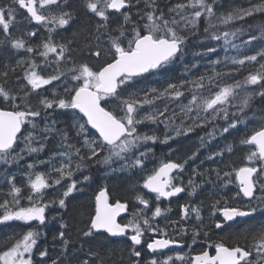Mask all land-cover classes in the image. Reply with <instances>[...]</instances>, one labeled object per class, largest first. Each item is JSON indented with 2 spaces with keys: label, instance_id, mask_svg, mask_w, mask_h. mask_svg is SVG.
Listing matches in <instances>:
<instances>
[{
  "label": "snow or ice",
  "instance_id": "1",
  "mask_svg": "<svg viewBox=\"0 0 264 264\" xmlns=\"http://www.w3.org/2000/svg\"><path fill=\"white\" fill-rule=\"evenodd\" d=\"M217 7V0H169L163 7L160 0L0 2V50L8 51L7 62L0 61V226L19 222L27 229L7 238L0 264H35L48 210H65L69 198L93 182L92 169L140 180L132 185L131 202L99 187L86 227L79 230L85 242L124 238L130 264H264V222L256 221L258 213L264 217V120L240 140L247 149L241 166L205 171L197 166L187 185L184 180L200 150L217 136L240 131L254 99L264 100V24L237 27L249 17L264 16V0H249L247 6L220 14ZM19 10L26 25L16 20ZM81 12L94 27L74 29ZM202 22L204 38L198 43L208 46L194 57L217 53L213 41L223 42L225 55L209 59L207 71L189 78L199 62L188 65L185 59L189 42L201 35ZM29 25L42 28L44 38L35 28L13 34ZM64 32H72L71 39H58ZM177 63L184 66L179 78L169 75ZM246 66L256 70L236 79ZM13 76L20 85L16 91L7 87ZM149 76L161 77V86L138 87ZM59 116L67 117L63 127ZM209 127L186 159H167L148 170L155 145ZM50 142L55 150L40 158ZM226 150L232 153V145ZM224 155V150L211 152L207 159L215 162ZM197 177H208L202 183L217 189L235 187L230 199H215L209 206L214 229H227L235 243L213 240L202 216L203 201L180 204L178 220L169 217L170 206H161L186 189L194 196L202 187ZM59 228L54 240L61 251L51 264H104L99 252L90 251L97 258L91 260L78 254L83 244L77 249L62 217ZM189 231L192 244L176 238ZM201 239L206 246L194 255L168 254L174 248L192 249ZM39 257L40 264H48V249L39 250Z\"/></svg>",
  "mask_w": 264,
  "mask_h": 264
},
{
  "label": "trees",
  "instance_id": "2",
  "mask_svg": "<svg viewBox=\"0 0 264 264\" xmlns=\"http://www.w3.org/2000/svg\"><path fill=\"white\" fill-rule=\"evenodd\" d=\"M0 2L7 4L10 2V0H0ZM171 2H175V0H171ZM169 0H160V4L163 7L165 4H168ZM249 3V0H217V14L220 13H226L227 11L233 10L234 8L240 7V6H247ZM21 15V14H20ZM19 20V24L26 25L27 21L25 20V16L21 15ZM22 19V20H21ZM264 24V16L256 15L254 17L247 18L246 22H241L240 24H237V27L243 26L247 28L248 25H252L255 27L256 25ZM30 26V25H29ZM24 28L20 27L21 30H16L13 34L16 36L22 35L24 31L30 30V27ZM206 26V23L202 22L200 26V32L201 35L197 36L195 39L191 40L190 42L195 44L199 40H202L203 37V28ZM94 27V24L89 22V18L83 14V12L80 13L77 24L74 26L75 28H79L81 31H86L88 28ZM258 34V33H257ZM46 34H43L42 37H39L40 39L44 38ZM61 38H67L71 39L72 32H64L60 34ZM243 39H247V36H244ZM39 42V40H38ZM239 43V40L236 41ZM219 56L223 58L225 55V52L223 50V42H219ZM77 52H80L77 50ZM229 55L235 54L234 52L230 51L228 53ZM17 59L19 57H16ZM201 57H198L197 59L192 58L190 54L185 59V63L188 65H191L193 62H199V68L198 69H192L190 73L189 78H195V76H198L201 73H204L207 71V60L200 59ZM8 60V51L6 49L0 50V61L7 62ZM251 71V69H248L245 67L236 77V79L241 78L243 75ZM184 72V66L180 63H177L172 68L171 73H169L170 76L174 77H181V75ZM153 76H149L146 80L142 82L141 85H138V87H160L161 85L157 83V81L152 80ZM230 82V81H229ZM7 87H10L13 91L18 90L20 85L17 83L16 76H13L12 79L8 82ZM36 103V100H33V104ZM252 107L258 109L260 113H262V116H264V100L258 97V99L253 103ZM248 114V113H247ZM57 119L61 122V127H63L68 121L67 117L65 116H59ZM218 123H223L218 122ZM253 127L254 125L251 124ZM251 125H240V131L233 130L231 134H224L217 136L215 140L212 141L210 145L219 146V151L224 150L225 155L221 159H217L215 161V164L217 162L219 169L222 170H228L227 166H233L238 167L242 165V162L244 160L245 155L247 154V149L245 146H242L240 144V140L245 137L246 134H250L253 130L258 129L259 126L255 125L253 128ZM147 131V129H144ZM211 131V127L200 129V132L194 133L193 135H189L188 139H186L185 142H183V146H186L185 152L192 151L193 146L200 144L199 138L201 136H205L207 132ZM195 138H198V140H195ZM232 145L233 152L228 153L227 152V146ZM192 147V148H189ZM56 144L53 142H50L48 144L47 149L44 153L41 154L40 158H46L48 155V150H55ZM206 152V150H204ZM29 161L31 158H28ZM150 162V161H149ZM42 170V169H41ZM148 170H149V163H148ZM95 173V174H94ZM94 174V175H92ZM147 174V173H145ZM91 175L93 176L94 181L95 179L104 177L106 178L105 171L103 169L97 170L92 169ZM101 177H99V176ZM19 179V178H18ZM140 180L139 176H135L132 178L131 181L126 179L125 176L117 173L114 174V177L112 180H109V187L111 188L110 192L113 198L122 199V200H128L131 201L133 199V194L131 191L132 185ZM90 185V184H89ZM88 185V186H89ZM98 185V184H97ZM88 186H85L83 188L82 192L75 193L74 197L69 198L68 206L65 210H62L61 217L63 218V221L69 225L68 232L70 234V239L73 241V243L76 245L77 249L80 247V244H83V252L78 253L83 258H91V259H97L96 257H91L88 255V253L91 252H99L100 258H103L104 264H120V257L123 254L124 256V264H130V262L127 260V244H123L120 241L112 240L109 241L106 238L103 237H97L95 239H91L88 241H84L80 239L79 237V230L84 229L86 227L89 213L92 212V200H91V193L90 188ZM96 187V186H95ZM231 191L228 189L220 188V189H213L211 195L214 196L216 199H222V198H229L234 195L235 187L230 186ZM213 201V200H211ZM56 209L52 210V214H56ZM206 210V209H205ZM50 217L52 216L49 214ZM60 217V219H61ZM51 221H49L48 226L46 228L42 229V232L44 235L38 242L39 248L37 250V253L35 255V259L39 256V250H42L44 248H47L49 251V257L45 258L48 261V264H51V259H55L61 251L60 245L58 241L54 240V236L58 235V232L60 230L59 224L55 223V219L53 217L50 218ZM257 222H264V217H262L259 213L256 216ZM27 229L24 228L19 222H11L10 226H1L0 227V250L6 246L7 238L9 236H12L14 233H20L22 231H26ZM227 235V236H226ZM221 238L228 244L235 243V240L231 238V236L228 233V230H226ZM239 243L244 244V240H240ZM97 264H99V260H97Z\"/></svg>",
  "mask_w": 264,
  "mask_h": 264
},
{
  "label": "flooded vegetation",
  "instance_id": "3",
  "mask_svg": "<svg viewBox=\"0 0 264 264\" xmlns=\"http://www.w3.org/2000/svg\"><path fill=\"white\" fill-rule=\"evenodd\" d=\"M18 14H21V15L25 16V14L23 13V10H19ZM29 27H30V30L35 28L38 31V36L39 37H42L43 34H46L44 32L40 33V27L39 26L30 25ZM38 40L39 39L34 40L33 43L34 44L35 43H39ZM197 132H200V129H196V131L194 133L196 134ZM194 133H192L190 135H193ZM186 139H188V137H180V138H177V140L174 141V142L170 141L168 145H165V144H157V145H155L154 146V158H152L150 160V162H149V171L151 169H153L154 167H157L159 165V163H161V162H163V161H165L167 159L182 160V159H186L189 155H191V153L198 148L199 144L193 146V148L189 147V148H192V151L185 152L183 150H185L186 146H183V142H185ZM195 140H198V138H195ZM204 150H206V152ZM216 151H219V146H215V145H209L207 148H203V149L200 150L199 159H197L195 161V163L190 162L188 167H187V169H186V172L184 174L185 185H187V179L191 175L192 169L194 167L199 166V170L200 171H205L207 169L219 168L217 162L215 164V162L210 161V160L207 159V156L211 152H216ZM217 159H219V158H217ZM201 161H204V163L201 164L200 163ZM207 178L208 177H203V178L202 177H197L196 178V182L197 183H201L202 187L197 189V192H196V194L194 196L189 197L188 192L190 191V189H186V192L182 193L179 197L172 198V200L170 202V205H169L168 201H165L161 206L162 207L170 206L171 207V212L168 214L169 217L171 219H173V220H178L179 219V212H180V208H179L180 204H184L186 202L199 204V203H201V201H203L202 216H204V218H205L204 219L205 225L209 226L206 230L209 231V233L213 237L214 241H218V240L222 239L221 236H222V234L224 232L221 233L218 230L214 229V226L212 225V220L209 219V216H210L209 206L211 205V203L216 198H215V195L212 196L211 195L212 193H210V191L212 192V190L215 187L209 186L208 184H205V183H202L203 180H205ZM211 179L213 181H215L216 178H215L214 174L211 176ZM95 180L96 181H94V179H93V182L90 183L91 186L90 185L88 186V188H90V191H92V193H91L92 211H93V205H94V197H95V194L98 191L99 187L107 186L109 191L111 190V188L108 185L109 180L107 178L102 177L100 179L98 178V179H95ZM208 190H210V191H208ZM110 194H111V192H110ZM211 200H213V201H211ZM131 201H133V199ZM61 212H62V210L57 208L56 214L54 215L55 216V221L54 222L56 224L57 223L59 224V222H60ZM160 223H161V225H163L164 221L161 220ZM190 227H191V225H189V228ZM170 235H171V232H170ZM101 237H103V236H101ZM103 238H105V237H103ZM176 238L177 239H181L182 238L184 240L185 245L192 244L191 231H189V233H188V235L186 237H176ZM108 240L109 241H112V240L120 241L123 244H127V247H128V241L126 239H124V238L123 239L111 238V239H108ZM204 246H206V245L204 244V241L201 239L197 244L192 246V249H189L187 246H185L183 249L174 248L171 251H169L168 254H174V252H176V251H183V252H186V253L190 252L191 254L194 255L197 252H199L202 249V247H204ZM143 256H144L145 260L150 258L149 253L147 252L146 248L143 251ZM88 259L91 260V258H88Z\"/></svg>",
  "mask_w": 264,
  "mask_h": 264
},
{
  "label": "rangeland",
  "instance_id": "4",
  "mask_svg": "<svg viewBox=\"0 0 264 264\" xmlns=\"http://www.w3.org/2000/svg\"><path fill=\"white\" fill-rule=\"evenodd\" d=\"M20 14H17V17H16V19H17V22H18V24H19V19H20ZM18 30H21V28H19ZM15 32V31H14ZM13 32V33H14ZM44 32V30L42 29V28H40V33H43ZM45 33V32H44ZM4 39V37H3V35L2 34H0V40H3ZM58 39H60V37H58ZM206 46H208L207 44H205V45H202V44H200V43H195V44H193V43H191V42H189V54L192 56V58H194V59H197L198 57H194V53H196V52H201V51H204V49H205V47ZM210 46H214V47H218L219 48V43H217V42H215V41H213V42H211V45ZM219 54V52H217V53H213V54H211L210 56H206V57H204V58H202V59H206L207 61L209 60V59H212V60H214V59H216L217 57H220V58H222L221 56H219L218 55ZM76 55L77 56H80L81 55V53L80 52H76ZM234 55V54H233ZM201 59V58H200ZM94 63V62H93ZM174 67V66H173ZM172 67V68H173ZM248 69H251V71H255L256 70V68L255 67H252V66H246ZM247 75V73L245 74V75H243L241 78H239V79H242L244 76H246ZM160 79H162L161 77H153L152 78V80L153 81H157V80H160ZM231 82V81H230ZM258 99V97H256L255 99H254V101L252 102V104H251V107L247 110V116H248V118H249V120H248V123L246 124V125H251V124H253L254 125V127H255V125H257V126H260V121L261 120H264V116H262V113H260L259 111H258V109H256L255 107L253 108L252 107V105H253V103L256 101ZM33 102V101H32ZM253 117H255L254 119H253ZM253 126L251 125V127H248V128H252ZM253 127V128H254ZM199 129H205V128H199ZM23 165H24V162H21V165H20V167L22 168L23 167ZM13 171H14V174H16L17 175V178H20V172L18 171V170H16L15 168L13 169ZM106 174V173H105ZM122 175V174H121ZM124 176V175H123ZM113 177H114V175L113 174H111V173H108V174H106V178L108 179V180H112L113 179ZM78 194V193H77ZM75 195V194H74ZM53 209H55V207H53V208H50L49 210H48V217H49V221H51L50 220V218L51 217H55L54 215L55 214H52V210ZM49 214H51L52 216L50 217V215ZM1 227V226H0ZM38 248H39V244H38ZM3 249V248H2ZM1 249V250H2ZM37 250L38 249H36V250H34V253H35V255H36V253H37ZM35 264H40V257L38 256V258L37 259H35Z\"/></svg>",
  "mask_w": 264,
  "mask_h": 264
},
{
  "label": "bare ground",
  "instance_id": "5",
  "mask_svg": "<svg viewBox=\"0 0 264 264\" xmlns=\"http://www.w3.org/2000/svg\"><path fill=\"white\" fill-rule=\"evenodd\" d=\"M20 17H22V16H20ZM22 20V19H21ZM95 174V173H94ZM94 174H92V175H94ZM99 176V175H98ZM99 177H101V176H99ZM102 178V177H101ZM100 179V178H99ZM91 186V185H90ZM210 186V185H209ZM216 189V188H215ZM208 191H210V190H208ZM211 192V191H210ZM211 203V202H210ZM227 236V235H226Z\"/></svg>",
  "mask_w": 264,
  "mask_h": 264
},
{
  "label": "water",
  "instance_id": "6",
  "mask_svg": "<svg viewBox=\"0 0 264 264\" xmlns=\"http://www.w3.org/2000/svg\"><path fill=\"white\" fill-rule=\"evenodd\" d=\"M116 239H123V238H116Z\"/></svg>",
  "mask_w": 264,
  "mask_h": 264
}]
</instances>
